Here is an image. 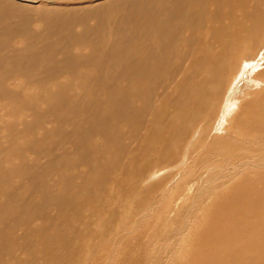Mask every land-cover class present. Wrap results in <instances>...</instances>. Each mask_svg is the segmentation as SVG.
I'll return each instance as SVG.
<instances>
[{"label": "rangeland", "instance_id": "1", "mask_svg": "<svg viewBox=\"0 0 264 264\" xmlns=\"http://www.w3.org/2000/svg\"><path fill=\"white\" fill-rule=\"evenodd\" d=\"M1 1L0 235L4 240L0 237V241L4 245L0 242V264H42L48 257L45 254L48 243L51 245L54 242L53 246L57 244L56 219L59 217L63 220L59 223L63 226L60 227V233L64 235V232H74L72 241L82 235L77 242H83L80 244L82 246L86 238L93 237L92 244L99 247V251L103 247L112 248L109 260L104 259V254L100 253L102 260L91 258L89 263L99 260V264H112L111 258L118 257L119 261L115 262L117 264H122V261L123 264H153L151 259H155L157 264H197L199 261H192L195 257L189 258L192 262L189 259L181 261L182 257L179 256L182 253L179 254L178 244L173 241V246H169V241L162 244L160 238L163 236L149 230L157 226L156 213L159 216L181 202L178 199L182 196H173L172 193L176 183L185 179L188 183L195 182L197 176L200 173L204 175V169L210 165L207 160L214 157L212 160L216 162L219 158L214 152L211 153L212 150L208 152V149H211L208 148L211 134L215 132L218 137L232 136L234 143L246 149L257 147L247 142L235 128L229 133L231 123L223 121L219 110L221 111L224 105L230 107L232 100L226 103L227 94L231 89L229 84L242 62L256 58L260 44L253 46L249 38L242 41L236 40L235 37L222 38V43L231 41L234 46L231 51L233 62L225 76V84L221 86L218 96L216 95L220 98L216 112L197 107V98L200 96L199 100L206 102L209 108L207 100L214 97L208 91V99L201 94V66L207 62H215L222 48L220 43L210 39V29L216 28L220 20L228 25V18L222 17L229 13L232 19L239 23L238 15H243L246 19L251 18V24L257 25V32L261 34V26L264 30V2L240 0L243 4L239 0H233V5L237 6L233 10L227 5L220 9L217 7L223 4L224 0L222 3L210 0L209 4H215L207 5L202 13L198 12L201 13L200 17L195 8H190L191 11L186 12L185 17L178 10L180 2L174 3L175 0H29L25 3L23 0ZM159 2L161 5L168 4V8L158 7ZM254 5L256 7L249 17L245 11H240ZM217 9L220 16L209 22L214 13L217 12L218 15ZM159 19L164 22L172 21V27L167 29L159 23ZM189 20L207 24H204L203 30L188 28V31L187 26L178 28L183 22L191 25ZM159 26L164 31H160ZM231 33L236 35L232 28ZM185 34H188V38ZM239 35L245 37L244 32ZM174 36L178 37L175 38V43ZM199 37H203L202 40L209 39V43L213 45L204 57H201V52L196 51L200 48L206 49L203 44H199ZM22 63H30V66ZM260 70H264V62ZM219 71L214 74V82ZM256 72L248 74L243 82H250ZM260 80L263 85L262 77ZM243 85L244 83L241 87ZM236 87L233 88L234 96L236 100L241 101L246 94L239 92L240 86ZM208 89L212 91V86ZM259 96L264 97L261 93ZM179 107L182 111L175 123V112ZM237 108L239 113V106ZM204 112L191 130L181 133L186 125L185 121L191 118L193 113ZM157 117H165L167 123L176 128L169 124L166 126L169 129L162 127L155 135L152 134L153 126L161 125L160 122H153ZM202 128L207 130L203 131ZM164 131L168 136L170 134V138H167ZM158 133L161 138L165 136L163 143L154 140L160 137H157ZM150 139L153 141H147ZM168 141L170 144H167ZM203 156L205 158H202ZM114 160L118 162L117 165L113 163ZM226 166L227 164L224 165ZM190 167L193 168L186 174ZM135 170L140 173L135 176V180L140 181L133 182L134 179L131 178H134ZM129 185L133 188L135 186L136 189L129 187L132 191L130 197H133H128L130 200H127L125 194ZM46 186V189L51 187L47 192L43 190ZM180 187L181 191L189 188L186 192L188 199L184 195L183 200L189 201H186L188 205L180 218L174 222L184 221L192 226L191 221L197 214L195 209L198 210L197 207L202 206L203 201L194 208L191 204L195 186ZM174 191L177 192V189ZM169 197L173 199L170 200ZM148 199L150 200L147 203ZM136 200H140V203L145 201L142 206L144 207L145 203L149 205L148 209L146 206L144 208L152 216L134 231V240L139 239L138 243L133 239V243H125L123 240L112 243L109 235L106 238L110 240L111 245L106 244V239L103 243L104 237L98 235L100 231L97 232L102 226L101 218L105 215L108 220L110 218L112 223L108 228L119 234L122 222L131 218L130 212L134 209L128 208V205L130 207V202ZM122 201L130 202H125L123 208L120 205L124 203ZM43 207L44 209H41ZM158 207L161 209H157ZM180 208L171 213L170 220L178 216ZM163 225L165 220L160 221V227ZM67 226L71 228L68 229ZM61 228L64 229L62 232ZM31 233H34V236H31ZM93 233L96 237L92 236ZM147 233H151L152 239L148 243L144 242ZM45 238H48L49 242L45 241ZM94 238H97L95 240L98 242H94ZM145 247L150 250L144 249ZM124 248L125 252L121 257V250ZM170 248H174L175 253L170 255ZM80 254L82 255L81 252L75 255V262L80 258ZM113 255L114 257H111ZM54 256L55 252L51 259Z\"/></svg>", "mask_w": 264, "mask_h": 264}, {"label": "bare ground", "instance_id": "2", "mask_svg": "<svg viewBox=\"0 0 264 264\" xmlns=\"http://www.w3.org/2000/svg\"><path fill=\"white\" fill-rule=\"evenodd\" d=\"M2 1H4V0H2ZM47 1H49V0H47ZM209 1L210 0H175L174 3L180 2L178 10L180 12H182L184 15L186 12L191 11L190 8H192L193 10L195 8V11H197L196 14L198 15V17H200L202 11L203 10L205 11V8H207V5L215 4L212 2H211L212 4H209ZM217 1H218V3H219V1H221L220 3H222V0H217ZM239 1H235V2H239ZM242 1H246V0H242ZM242 1H240V2H242ZM23 2L24 3L29 2V0H23ZM259 2L260 3L264 2V0H260ZM226 5L229 7V9H233V8L237 7V6L235 7L233 5V0H224L223 4H219V6H217V7L220 9L221 7H224ZM16 6H17V4H16ZM157 6L160 8L162 6H164L165 8H168V4L161 5V2H159V4ZM213 6H215V5H213ZM164 7L162 9H164ZM255 7L256 6L254 5V6H251L249 8H242V9H240V11L241 12L245 11L249 17L251 11L254 10ZM215 8H216V6H215ZM233 10H231V11H233ZM198 12H201V13H198ZM216 13H214L211 16V19L209 22L216 20L220 16L219 10H218V15ZM159 14H160V12H159ZM185 17H186V15H185ZM237 17H238L240 23L235 21L234 19H232V17L230 16L229 13H226V15L224 14L222 18H228V25L223 24L222 21L220 20L218 22L216 28L212 27L210 29V39H213V42L216 41V42L220 43V45H222V48H221L220 54L217 57V60L215 62H213V63L207 62L204 66H201L200 75H203V79L201 80L202 85H203V90H202L201 94L203 95V97L205 99H208V96H207L208 92H209V94H212L214 97L209 101L207 100V103H209V105H208L209 108H207L206 102H201L199 100V98H200V96H199L197 98V102H198L197 107H203L207 110L210 109L211 111L216 112V107L219 106L220 98L217 97L218 96L217 94H218L219 90H221L220 89L221 86L225 84V76L227 75L229 68L231 67L232 62H233V54L231 53V51L234 48V46H232V44H231V41H228L226 43H222L221 42L222 38L229 37L231 39L232 37H235L236 40H238V41L246 40L249 38L250 43L253 46H255L256 44H260L261 46L258 49V53L256 55V58L254 60H247L245 62H242V64H241L242 66L238 67L237 72L233 76L234 78H232V81L229 84L231 89L229 91L230 93L227 94L228 98H226V103H227V101L232 100L230 107H228L227 105H224L222 110L221 111L219 110L220 115L223 116V121L228 122V124L231 123V127H230L231 130L229 129L230 130L229 133L232 132L233 128H235L242 135V137L245 138V140L247 142H249V143H251L257 147L246 149V148L242 147L240 144L234 143L232 136L227 137V135H226L224 137H218V135H216V133L214 132L213 134H211L212 137L210 138V143L208 145V148H211V149H208V148L207 149H208V152H209V150H212L211 153L214 152L219 157L217 159V161L215 162L214 160H212V159H214V157L213 158L211 157V159H208L207 162L210 163V165H208L207 168L204 169V170H206L204 175H201V173H200L201 176L200 175L197 176L198 178L195 180V182L193 181L191 183H188L185 179L181 182L179 180V182L176 183L174 189H177V192H175L173 189L172 193H173V196H175V195L178 197L182 196V197H180V199H178L181 202L179 204L177 203V205L175 207H173L172 209H170V211H166L165 213H163L159 216H158V213H156V216L158 217L157 218L158 219L157 226H154L153 228H151L152 230H149V232L154 231V232H156V234H158V233L161 234V236H163L162 238H160L162 244L165 243L166 241L167 242L169 241L168 242L169 246L171 244H173V242L178 244L177 248L179 249V254L182 253V255L179 256V258L182 257L181 261H182V259L183 260L189 259V258L192 259L195 257L192 261H199L197 264H264V97L260 98V96H259L260 93L264 95V84L261 85V80H260V77H262V80L264 82V70H260L261 65L264 62V40H263L264 30L261 26V34H260L257 32V25L253 26L251 24V21H250L251 18L246 19V17L243 15H240V16L238 15ZM142 20H143V18H142ZM160 20L161 19H159V21ZM258 20H260L259 17H258ZM159 21L157 20V22L156 21L155 22L158 23ZM159 23H161L167 29H169L173 25L172 21H166V22L160 21ZM190 23H191V25H189V26L187 24H185L184 22L180 23L178 28L181 26H187V30H188V28L200 30L203 28L204 24L205 25L207 24V23L201 22V21H198L195 23L190 21ZM258 24H259V22H258ZM137 26H139V25H137ZM231 28L236 33V35L231 33ZM158 29H160V31H164V30H162L161 26H159ZM236 29H238V30H236ZM187 30L185 29V32ZM177 32H178V29H177ZM241 32H244L245 37H241L239 35ZM184 33H183V35H184ZM149 34H151V33H149ZM173 35H174V33H173ZM186 35L188 38V34H185V36ZM175 36L173 39L174 43L176 42ZM180 36H182V35H180ZM202 38L203 37H201V38L199 37L198 42H199V44H203L206 47V49L204 50V49L200 48V49H197L196 51L201 52L202 53L201 57H204L208 54L209 49L213 45L209 43V39L204 38V40H202ZM176 39H178V37ZM174 43H172V45ZM168 44H170V43H168ZM176 48H177V46H176ZM170 54H171V52H170ZM25 57H26V54H25ZM37 57H39V56H37ZM29 58H30V56H29ZM22 59H24V58H22ZM33 60H32V62H34ZM17 61H19V60H17ZM26 63H22V64H25L27 67H29L30 63L29 64H26ZM217 70H220V71H219V75L216 77V80L214 82V74ZM249 70H251L250 73H253L254 71L255 72L257 71V72L254 74V76L252 77V80L250 82L249 81L243 82L245 80V77L248 76V74L251 75L250 73H248ZM235 75H236V77H235ZM242 82L244 83V85L241 87V84H243ZM209 86H212V91L208 89ZM236 86L241 87V88L239 87V92L241 91V92H244L246 94L241 99V101L236 100V97L234 96L235 90L233 88ZM236 89H237V87H236ZM224 97H221V99ZM183 104H184V102H183ZM238 106L240 108L239 113L237 112ZM173 110H175V109L173 108ZM181 111H182V109L179 107V110L177 112H175L176 113L175 116L177 117V119H175L176 122L174 121L175 123H177V121L179 119L178 116L181 113ZM234 113L236 115H234ZM188 114H190V113H188ZM204 114H205V112L204 113H193L192 115L190 114L191 118H188L186 121H185L186 118L184 119L186 125L184 126L182 131L181 130H179V131H181L182 134L187 133L186 131L191 130L192 127L196 124L195 122H197L202 117V115H204ZM208 117H210V116L208 115ZM206 118H207V116H206ZM181 120H182V118H181ZM153 122H156V123L160 122L161 123V125L157 124L156 126H153L152 134L154 133V135L158 129H161L162 127L169 126V124H171V123H169V124L167 123V120H165V117L164 118L163 117L162 118L157 117L154 119ZM208 123H209V121H208ZM171 125L173 127H175L173 124H171ZM167 129H169V127ZM202 130H203V128H202ZM206 130H203V131H206ZM251 132H255V134H252ZM164 133H167V132L164 131ZM198 134H197V136H198ZM228 135H230V134H228ZM159 136H160V134L158 133L157 137H159ZM166 136H167V138H170L169 137L170 134L168 136V133H167ZM205 138H208V137H205ZM153 139H150L147 141L152 142ZM164 139H165V136H163V138H161V136H160L158 139H154V140H157L158 142L162 141V143H163ZM171 139H172V137H171ZM179 141H182V140L179 139ZM154 143H156V142H154ZM168 143L170 144V141H168L167 144ZM160 144H157V145H160ZM191 144H192V142H191ZM161 148H162V146H161ZM167 150H168V148H167ZM190 154H191V152H190ZM202 154H204V153H202ZM206 156H208V155H206ZM202 158H205V156H203ZM206 158H208V157H206ZM110 159H111V156H110ZM200 159H201V157H200ZM108 160H109V158H108ZM115 161L116 160H114V162L113 161L112 162L114 164L116 163V165H117L118 162H115ZM207 162H205V163H207ZM183 163H185V162H183ZM226 164H227V166L224 167V165H226ZM110 166L111 165H109L108 167H110ZM113 167L115 168V166H112V168ZM110 168H108V169H110ZM191 168H193V167H190L186 171V174H188L191 171ZM137 172L138 171L135 170L134 174L132 173L134 178H131V179H134L133 182L140 181L139 179L135 180V176L137 174H140ZM106 174H107V172H106ZM102 176L104 177V174ZM190 177H192V175ZM137 178H140V177H137ZM189 184H192L193 186H195V194L193 195L191 205H193V207L196 208L198 203L201 200L203 201V205L197 207L198 210L195 209V212H197V214L194 217V219L191 221L192 226L188 225V222H184V221L183 222H180V221L174 222L177 218H180L182 212H184V210L186 209V207L188 205V203H186L187 200H185V201H183V200L185 199L184 195H185V197L187 196L188 193H186V192H188L189 188L185 189V191H181L180 186H183V185L184 186L187 185V187L192 186ZM131 186L132 185H129L127 188V193L126 194L124 193L127 196V200H130L133 197V196L130 197L131 192H132L131 189L133 188ZM129 187H131V189H129ZM46 188H48V187L46 186L45 188H43V190L44 191L46 190V192H47V190H49L51 187L49 189H46ZM134 188H135V186H134ZM134 188H133V190H134ZM77 189H78V187H77ZM128 189H129V191H128ZM127 194H129V196ZM126 196H124V198ZM134 196H136V195H134ZM44 197H45V195L43 196V198ZM128 197H130V199H128ZM166 197H167V195H166ZM139 198H137V199H139ZM46 199H45V202H46ZM172 199L173 198H170V200H172ZM187 199H188V196H187ZM47 200H49V199H47ZM149 200L150 199H148L147 203L149 202ZM49 201H51V200H49ZM114 202H115V200H114ZM122 202H124V201H122ZM125 202L127 204L128 201H125ZM125 202L123 204H120V205H122L121 207H123ZM129 202H128V204H129ZM141 202H142V199H141ZM130 203H131L130 207L128 205V208L133 207L135 210L133 209L132 212H130L131 218L129 220L127 219L128 221L126 219H125L124 223L122 221H120V222H122V225L119 228L120 229V231L118 232L119 234L112 232L108 228V225H110V223H112L109 221L110 218L108 220L106 215L103 218H101L102 220H100V223L102 224V226L100 227L99 230L97 229V232L100 231V234L98 233V235H101L104 238H102L101 236H97V238L101 237L103 240L102 241L103 243H105V241L107 240L106 244L109 243L111 245L112 241L114 243H116V241L123 240L125 243L126 242L128 243V241H132V239L134 240V237H135L134 231H136V228L141 226L142 225L141 223L143 221H145L149 216L152 217L151 215H149L147 210H145V208H144L145 206H146V209H148L147 207H149V205L147 206L146 203H145L144 207L142 206L143 203H140V200H139V202L136 200V201L130 202ZM171 203H173V202H171ZM173 204H175V203H173ZM173 204H172V206H173ZM185 204H186V206H185ZM41 206H42V204H41ZM70 206H71V204H70ZM156 207H157V205H156ZM69 208L70 207L68 206V210H70ZM76 208H78V207H76ZM83 208H84V206H83ZM159 208L160 207H158L157 209H159ZM176 208H180L179 209L180 213L177 214L178 215L177 217L173 216L175 218L170 220L171 213L174 212L176 210ZM41 209H44V207ZM116 209H118V208H116ZM152 210H155V209H152ZM190 211L194 212L192 210H190ZM41 212H43V211H41ZM124 212H126V211L124 210ZM158 212H159V210H158ZM108 213H110V212H108ZM80 215L81 214H79V216ZM91 215H93V214H91ZM98 216H99V213H98ZM127 216H130V215H127ZM66 217H68V216H66ZM75 217H76V215H75ZM59 218L56 219V221H57L56 225H58L57 229H56V231H57L56 237L58 239L57 244L55 243V246H53L52 245V244H54L53 240H52L53 243H51V241H50L52 246L48 243V245L46 246V252L47 253L45 252V254H47L48 257L44 262H42V264H92V263L93 264H99V260H93L90 263H89V260L91 258H95V259L101 258V260H102V257H101L102 255L100 253L104 254V256H105V257L103 256L104 259H108V260L110 259L109 255H112V253H111L112 248L111 247H103L99 251V247H96V245L92 244L93 237L92 238H86L84 245L82 246V245H80V244H83V242H81V240H80L81 243H77L78 240L82 237V235H80V236L78 235V237L76 236L77 239L75 241H72L73 237H74L73 236L74 232H72V231L71 232H64L65 234L62 235V233H60V227H63V226H60L59 223L62 222L63 220L61 221V218L60 219ZM76 218H80V217H76ZM116 219L118 220V218H116ZM54 220H55V218H54ZM58 220H60V221L58 222ZM66 220L68 221V219H66ZM106 220H108V221H106ZM150 220H151V218H150ZM161 220H165V225L160 227V221ZM111 221H112V218H111ZM94 223H95V221H94ZM114 223H116V222H114ZM66 224H64V225H66ZM61 225H62V223H61ZM118 227H119V222H118ZM64 228L66 229V227H64ZM70 228L68 227V229H70ZM3 230L5 232V229H3ZM63 230L64 229L61 228V232ZM131 231H133V232H131ZM51 232L53 233L52 230H51ZM95 232L96 231H94V233ZM167 232H169V233L172 232V233L168 234ZM94 233L92 234V236L96 237V235H95L96 233L95 234ZM137 233L138 232H136V234ZM140 234H141V232H140ZM30 235L34 236V233H31ZM107 235L110 236L111 242H110V240L108 241V239L106 238ZM1 236L2 235H0V237ZM52 236H54V235H52ZM109 236H107V237H109ZM46 237H48V236H46ZM137 237H138V234H137ZM1 238L3 239L4 237H1ZM12 238H13V235H12ZM48 238H45L46 239L45 241L49 242L50 238L49 239ZM97 238H94V242L96 241L95 239H97ZM5 239H7V238H5ZM150 239H151V233H149V234L147 233V238L145 240L144 239H142V240H144V242L148 243V241L152 240V239L151 240ZM34 240H35V238H34ZM137 240H139V239H137ZM137 240L136 241L134 240V241L137 242ZM142 240H140V241H142ZM153 240H155V237H153ZM99 241H100V239H99ZM134 241H132V243ZM3 242H5V241H3ZM96 242H98V240ZM1 244H3V243L1 242ZM1 244H0V246H1ZM10 245H8V246H10ZM134 245H135V243H134ZM155 245H156V243H155ZM97 246H99V245H97ZM171 246H173V245H171ZM128 247L129 248L131 247L130 244ZM144 249H146V247ZM146 250H150V249H146ZM166 251H167V249H166ZM54 252H55V256H54V258L52 257V259H51V256ZM80 252L82 253V255L80 254L81 255L80 258L78 259L77 262H75L76 261V260H74L76 258L75 255L77 256V254ZM124 252H125V248L121 250V255H120L121 257L124 255ZM169 252L171 255V254L175 253V249L170 248ZM167 253H166V255H167ZM45 254H44V256H45ZM114 255H115V252H114ZM114 255L111 257H114ZM117 255H118V253H117ZM209 255L211 256V258H209ZM120 256H119V258H120ZM191 259H189L190 262H192ZM205 259H207V260H205ZM32 260H34V259H32ZM39 261H41V260H39ZM111 261H112V264H117L115 262H118L119 259H118V257L117 258H111ZM152 261H154L153 264H157L155 259H151L150 262H152ZM123 263L124 262L122 261V264Z\"/></svg>", "mask_w": 264, "mask_h": 264}]
</instances>
